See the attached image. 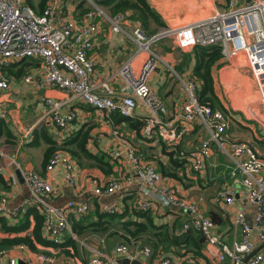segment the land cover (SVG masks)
<instances>
[{
  "label": "built area",
  "instance_id": "1",
  "mask_svg": "<svg viewBox=\"0 0 264 264\" xmlns=\"http://www.w3.org/2000/svg\"><path fill=\"white\" fill-rule=\"evenodd\" d=\"M86 1L93 9L77 20L69 17L68 0H49L45 9L40 12L29 7L26 0H0V90H6L10 86L9 78L2 72V68L25 59H39L42 61L44 74L41 78L28 74L24 78L26 84L36 89H56L79 98L104 112L108 118L117 113L126 118H133L138 102H141L149 112L144 118L141 131L146 139L158 136L167 143L176 145L183 141L192 126H201L208 138L199 149L189 155L181 153L180 159L193 172L201 173L208 166L214 145L229 156L232 165H228L227 169L231 178L238 180L240 184L221 189L217 197L227 207L240 203L233 220L231 243L214 233V222L205 216L196 204L177 197L170 187L160 186L162 175L154 166L145 164L142 155L126 139L122 140L126 149L124 156L121 151H115L112 160H125L131 166L132 172L124 178L114 177L108 182L93 180L94 195L98 198L108 197L123 192L138 182L143 188H148L149 192L146 198L136 199L134 207L142 212H150L160 204L189 214L191 218L183 225L180 233H200L210 254L218 263L230 261L231 264H245V259L258 250L246 264H264V158L248 143L242 141H231L232 153L226 151L228 119L221 111L200 103L199 86L195 80L184 83L187 101L182 113L177 116L183 122L180 129L174 128L173 123L169 122L167 108L150 86V79L160 61V57L150 46L166 36L173 37L175 45L183 51H190L199 46L219 47L225 62L242 55L254 78L258 104H247L241 111L248 120L264 130V0H229L226 10L217 11L208 19L168 29L151 38H147L144 32L137 28L134 36L140 45V53L147 52L148 56L139 70H136L133 59L121 65L117 74L122 84L118 99H115L118 93L109 81L98 83L93 78L95 67L89 53L94 46V34L98 32V26L93 20L96 16L106 15L101 8L95 7L91 0ZM120 20L117 17L113 21L115 32L121 31ZM44 101L49 106V113L58 128L66 129L76 119L74 112L62 111L65 102L51 99ZM4 118L5 114L0 113V122ZM12 162L10 161L8 166H11ZM59 165L64 167L66 183L72 186L74 164L68 154L56 152L46 170L51 172ZM22 177L35 198L53 194L51 184L39 173L29 171L23 173ZM28 205L29 202L24 208ZM250 208L254 210L252 222L247 218V210ZM101 209L110 214L119 212L118 208L109 206H102ZM42 211L45 216V234L49 240L58 244L66 233L75 237L70 216H86L90 213L91 206L89 203L68 201L62 207L44 205ZM20 212V208H12L9 197L0 192V216L18 217ZM14 250L18 255L7 261H0V264L53 263L50 256L43 253L33 254L28 251L26 245H18ZM115 252L129 261L138 255H154L150 247H140L136 252H132L125 244L117 245ZM90 264L120 263L105 251L95 250ZM155 264L173 263L169 258L158 257ZM189 264L199 263L195 258H190Z\"/></svg>",
  "mask_w": 264,
  "mask_h": 264
},
{
  "label": "crops",
  "instance_id": "2",
  "mask_svg": "<svg viewBox=\"0 0 264 264\" xmlns=\"http://www.w3.org/2000/svg\"><path fill=\"white\" fill-rule=\"evenodd\" d=\"M68 1L70 2L69 17L71 19H82L86 12V6H91V9H93V6L86 0ZM147 1L158 14L164 26L156 23L153 19H150L148 26H145L140 22L138 15L131 10L114 13L110 7H104L99 5L96 0H91L95 7L104 8L113 15L108 16L104 12L106 17H94L93 21L98 26V32L94 34V46L89 53V58L95 67L94 80L98 83L109 81L111 87L118 93L115 99L120 98L122 84L117 74L121 65L129 59H133L136 70H139L148 56L147 52L140 53V45L134 36V31L137 28L141 29L147 38H151L153 33L150 34L149 30L152 25L168 30L205 20L217 11L226 10L228 7L226 1L229 0ZM117 17L121 19L119 22L120 32H115L113 29V19ZM157 33H154V35ZM159 41L151 44L150 47L153 51L157 50L153 46H157ZM159 44H161L159 46L162 47L163 51H157L156 53L160 57V61L156 72L150 79V86L167 108L169 122L173 123L174 128L180 129L183 122L177 116L182 113L183 106L187 101L184 83L194 79L195 57L193 50L183 51L177 46V48L170 47L167 49L162 43ZM137 45L139 46L138 49ZM222 63L221 68L216 70L219 73L220 84L227 82L226 78L235 77L236 80L241 78L239 68H235L232 64H226L224 61ZM17 64H20V62ZM21 64L23 65L21 66ZM21 64L16 66L15 70L24 67L25 73L17 77L5 72L9 78L10 86L6 90H0V113L5 114V118L0 122V175L4 179V183L0 184V192L9 197L12 208H20L21 211L18 217H3L9 225L20 226V220L27 208L36 207L43 213L44 205L62 207L68 201L89 203L91 211L86 216L91 215L90 219L92 221L97 220L95 212L102 206L118 208L119 211L134 207V201L140 197L146 198L149 192L148 188H143L138 182L123 192L101 198L94 195L95 187L92 185L93 180L108 182L114 177L124 178L132 172L131 166L125 160H112V154L115 151H121L124 156L126 149L122 144V140L126 139L142 155L145 164L154 166L162 175L160 186L170 187L177 197L196 204L199 210L214 222V233L226 239L228 243L232 242L233 220L240 208V203L237 202L234 206L227 207L217 197L221 189L239 186L240 184L238 180H233L229 174L227 166L232 165V163L227 153L220 151L214 145L213 155L208 166L201 173L193 172L184 162L180 167H175L172 162V157L180 159L181 153L189 155L201 147L203 141L208 138L207 133L201 126H192L183 141L176 145L169 144L158 136L146 139L132 127L130 121H124L123 118L116 117L118 113L108 118L104 112L91 107L79 98L69 96L56 89L47 87L36 89L32 85L26 84L24 82L25 76L33 74L35 77L41 78L44 69L42 61L39 59H28L23 63L21 61ZM44 99L65 102L62 111L74 112L76 119L66 129L58 128L52 120L49 113L50 108ZM224 106L225 115L229 122L226 133V139L228 140L225 144L226 151L232 153L230 142L234 140L249 143L257 152L260 146L264 147V130L255 122L248 120L241 110L236 109L232 101L230 107L225 103ZM148 115L149 112L145 106L138 102L136 114L132 119L142 122ZM84 127L91 128L89 150L94 155L106 154L113 166V174L104 173L102 169L94 166L91 162H89V165L82 167L68 152L59 150L58 152L68 154L74 164V184L71 186L65 181L62 165L57 166L51 172L46 170L44 156L49 148L47 140L55 142L56 146L60 147ZM243 132L247 133L244 134ZM248 136L251 137V141L248 140ZM173 151L176 153H173ZM172 153L174 156H172ZM10 161H13L12 165L8 166ZM12 166H16L22 175L29 171L39 173L43 179L51 184L53 194L41 196L39 199L35 198L30 188L18 178ZM169 174H176L179 179L170 177ZM28 202V207L24 208ZM149 214L157 227L164 228L166 232L173 236V239H169L163 245L159 244L158 251H155L151 257L138 255L134 260L129 261L116 254L115 248L120 244L129 246L132 252H136L137 248L148 246L133 241L130 243L125 242L114 229L105 236L90 235L83 240H80L76 233L75 237H71L68 233L64 234L58 244L65 243L69 238L76 240L78 242L76 256H70L64 253L62 249L53 246L39 247V253L48 252L50 255H47L53 259L51 264H90L95 250L105 251L120 264L125 261H129L130 264H155L156 258L162 256L171 259L173 264H189L190 258H195L199 264H231L230 261L218 263L214 256L210 254L207 243L200 233L191 235L189 237L191 239L188 240L183 237V234H180L183 224L191 218L189 214L160 204H157ZM253 214L254 210L252 208L247 210L249 222H252ZM130 217L131 215H129ZM30 220L32 227L29 232L32 231L34 225L33 218ZM69 220L73 227L75 221L81 222L84 221V218L70 216ZM136 220L141 221L142 219ZM175 222H178L180 227L173 234L171 230ZM8 237V233L0 227V238ZM193 237L198 238L199 241L194 242ZM43 238L53 242L47 238L45 231H43ZM89 240H92V243H88ZM14 247L0 248V261H7L11 257H16L18 252L14 250ZM67 249L71 250V248ZM28 251L33 253L29 248ZM187 252L190 253L187 254ZM53 254H59V256ZM193 254L200 255L195 256Z\"/></svg>",
  "mask_w": 264,
  "mask_h": 264
},
{
  "label": "trees",
  "instance_id": "3",
  "mask_svg": "<svg viewBox=\"0 0 264 264\" xmlns=\"http://www.w3.org/2000/svg\"><path fill=\"white\" fill-rule=\"evenodd\" d=\"M36 1L37 4L35 3ZM49 0H26V4L33 8L34 10L40 12L43 11ZM99 5L104 7H110L114 13H118L125 10H131L138 15L140 22L145 26H148V21L153 19L156 23L164 26L160 17L151 8L147 0H96ZM91 6H86L85 13L91 10ZM164 39V38H163ZM161 39V40H163ZM160 40V41H161ZM193 54L195 57V68L193 72V77L196 83L199 85L198 96L201 104L210 106L213 110L221 111L225 114V106L221 98L217 94V81L215 80V70L221 68L223 65L224 57L222 55L221 49L219 47H195L193 49ZM28 59L22 61L25 62ZM225 62V61H224ZM21 64V62H20ZM20 64H11L2 68V72L5 74L14 76H21L25 73L24 67L15 70V67ZM23 64H21L22 66ZM26 67V65H25ZM6 75V74H5ZM116 117L123 118L124 121H130L132 127L141 135L142 128L144 127V121L133 120L132 118L122 117L119 114ZM90 130L91 128L84 127L77 133H75L71 138H69L66 143L60 147L56 146L55 142L47 140L49 143V148L46 150L44 156V166L47 168L49 161L52 156L59 150L68 152L80 166H87L91 162L94 166L99 167L106 174H113V166L109 162V157L106 154L94 155L88 148L90 140ZM173 153H176L173 151ZM172 153V156L174 154ZM172 162L175 167L182 166L181 159H174L172 157ZM170 177L179 179L176 174H169ZM4 183L2 175H0V184ZM97 220L92 221L91 215L83 216L84 221H75L73 224V229L76 235H78L80 240H83L90 235L105 236L112 232L114 229L120 237L124 239L125 242H134L141 245L148 246L152 250L157 252L159 244L166 243L169 239H173L172 234L164 230L162 227H157L149 212H142L137 210V208H126V210L119 211L114 214H110L103 211L101 208L97 209L95 212ZM129 215L131 217L129 218ZM31 218H33L34 225L32 231ZM141 218V221L136 219ZM184 225V224H183ZM45 226V216L36 207L27 208L24 212L22 219L20 220V226H11L3 218L0 217V227H2L6 233H8V238H0V248L14 247L17 245H26L33 253H39V247H55L62 249L64 253L70 256H76L78 252V242L72 238H69L63 244H55L43 238V231ZM180 227L178 222H175L172 233L175 232ZM182 230V228H181ZM180 230V232H181ZM194 233H180L183 237L188 240L191 239V235L198 234ZM14 235V236H11ZM200 235V234H199ZM176 236V235H175ZM177 237V236H176ZM178 238V237H177ZM194 242L199 241L198 238H192ZM185 240V241H186ZM183 245V244H182ZM67 248H71L68 250ZM44 254H49L48 252H43ZM190 252H187V254ZM50 255V254H49ZM198 256L200 254H193ZM163 257V256H162Z\"/></svg>",
  "mask_w": 264,
  "mask_h": 264
},
{
  "label": "rangeland",
  "instance_id": "4",
  "mask_svg": "<svg viewBox=\"0 0 264 264\" xmlns=\"http://www.w3.org/2000/svg\"><path fill=\"white\" fill-rule=\"evenodd\" d=\"M37 2L38 1H36L35 3L37 4ZM227 3H228V1H226V4ZM102 10L108 16L112 15L111 12H108L104 8ZM190 21H192V20H190ZM152 28L149 31H150V34L153 33V36H154V33L158 32L157 34H161V33H164V32L167 31L164 28H157L155 25H152ZM157 34H155V35H157ZM159 43H162V45L165 48H167V49H169L170 47H176L174 38L171 37V36H166L163 40L159 41ZM159 43H158L157 46H155L153 44L154 45L153 46L154 49H157V50H155L156 53H157V51H161L162 50V47L159 46L161 44H159ZM138 48H139V46L137 45V49ZM226 64H232L235 68H239L240 77L241 78L237 79V80H236L235 77L226 78L227 82H225L223 84H220V81H219V78H218V74L219 73H217L216 70H215L214 75H215L216 80H217V85H216L217 86L216 87L217 94H218L219 97H221V100H223L222 102H224L227 106L230 107L231 106V101H232L234 103L236 109H239V111L245 109V106L247 104H250V105H253V106L257 105L258 104L257 88H256V85H255L254 80H253L254 79L253 75H252V73H251V71H250V69H249V67H248V65H247V63L245 61V57L241 55L238 58H235V59H232L229 62H226ZM175 77H177V76H175ZM236 129L238 130L237 126H236ZM243 133L246 134L247 132H243ZM250 139H251V137L248 136V140L249 141H251ZM258 152L260 153V156L263 155L262 157H264V147L260 146L259 149H258ZM87 242L88 243H92V240H89ZM53 255H57V257L59 256V254H53Z\"/></svg>",
  "mask_w": 264,
  "mask_h": 264
},
{
  "label": "water",
  "instance_id": "5",
  "mask_svg": "<svg viewBox=\"0 0 264 264\" xmlns=\"http://www.w3.org/2000/svg\"><path fill=\"white\" fill-rule=\"evenodd\" d=\"M12 169L16 171L18 178H20L21 182L24 183L23 177L21 172L17 169L16 166H12ZM258 250H256L255 252H253L251 255H249L246 259H245V264L248 262V260L257 253ZM20 264H24L22 262H20ZM121 264H130L129 261H125V262H121Z\"/></svg>",
  "mask_w": 264,
  "mask_h": 264
}]
</instances>
